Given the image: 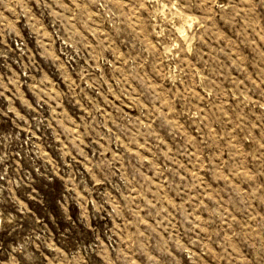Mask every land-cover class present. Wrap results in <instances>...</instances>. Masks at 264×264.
<instances>
[{"label":"rangeland","instance_id":"374dc122","mask_svg":"<svg viewBox=\"0 0 264 264\" xmlns=\"http://www.w3.org/2000/svg\"><path fill=\"white\" fill-rule=\"evenodd\" d=\"M0 264H264V0H0Z\"/></svg>","mask_w":264,"mask_h":264}]
</instances>
